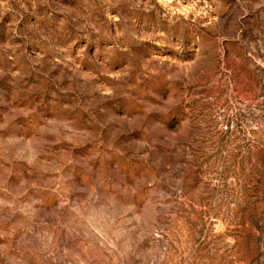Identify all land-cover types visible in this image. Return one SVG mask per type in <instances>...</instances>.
Segmentation results:
<instances>
[{"label":"rangeland","instance_id":"374dc122","mask_svg":"<svg viewBox=\"0 0 264 264\" xmlns=\"http://www.w3.org/2000/svg\"><path fill=\"white\" fill-rule=\"evenodd\" d=\"M0 264H264V0H0Z\"/></svg>","mask_w":264,"mask_h":264}]
</instances>
